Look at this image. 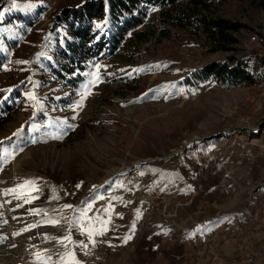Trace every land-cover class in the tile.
Masks as SVG:
<instances>
[{
	"label": "rangeland",
	"instance_id": "rangeland-1",
	"mask_svg": "<svg viewBox=\"0 0 264 264\" xmlns=\"http://www.w3.org/2000/svg\"><path fill=\"white\" fill-rule=\"evenodd\" d=\"M101 1L0 0V264H264V83L193 79L264 57V0L216 8L242 26L234 49L162 38L154 15L148 39L61 78L63 10Z\"/></svg>",
	"mask_w": 264,
	"mask_h": 264
},
{
	"label": "trees",
	"instance_id": "trees-1",
	"mask_svg": "<svg viewBox=\"0 0 264 264\" xmlns=\"http://www.w3.org/2000/svg\"><path fill=\"white\" fill-rule=\"evenodd\" d=\"M225 1L104 0L93 2L94 5L82 11L66 8L62 13L66 22L63 23L66 24V33L61 40L64 45L59 43L55 51L53 71L61 78L78 80L89 64L119 53L130 35L141 41L148 39L149 30H138L152 24L154 15L163 27L162 38L170 39L178 33L185 37L204 38L216 52L234 49L231 47L237 45L238 40L233 33L239 32L242 26L216 15V8ZM96 22L102 30L97 28ZM193 79L196 82L213 79L225 89L263 84L264 57L255 53L231 56L196 72Z\"/></svg>",
	"mask_w": 264,
	"mask_h": 264
},
{
	"label": "snow or ice",
	"instance_id": "snow-or-ice-1",
	"mask_svg": "<svg viewBox=\"0 0 264 264\" xmlns=\"http://www.w3.org/2000/svg\"><path fill=\"white\" fill-rule=\"evenodd\" d=\"M97 27L99 28L100 25H97ZM97 67H99V66L97 65ZM95 79H96V81H98L99 80V76H96ZM93 82H95V81H93ZM88 94L89 93L87 91L84 93V95L81 97V100H80V103H79L78 106H82L83 105L84 98ZM69 127H71V125H69ZM13 135L14 136L15 135H19V130H18L17 133H14ZM36 142H38L37 139H33L32 140V143H36ZM2 143L3 142H0V144H2ZM19 150L22 151L23 149L21 148ZM32 183H33L32 181H25V185L24 186L30 187L32 185ZM18 187H23V186H18ZM16 191H17V189H9V190L6 191V194H14V193H16ZM64 208H72V205H64ZM91 208H92V204L91 203H88L84 209L79 210V214L76 217H74L72 221L69 222L70 227H74L76 225H81L82 226L83 221L87 218V212ZM49 223H51V224H58L59 221L58 220H51V221H49ZM133 229H134V226H133ZM102 234H103V230H96L94 228H90L88 230V232H87L88 238L92 241L93 245L95 244V240L93 239L94 236L95 235H102ZM4 239H5V237L0 236V242H2ZM64 239H67V240L70 241L71 240V237L68 236V237H65ZM126 239H131V237L129 236ZM58 242L63 244L64 241L63 240H60ZM81 247L87 248L88 245L81 244ZM71 255H72V260H71L70 264H80V262L75 259V255L74 254H71Z\"/></svg>",
	"mask_w": 264,
	"mask_h": 264
},
{
	"label": "built area",
	"instance_id": "built-area-1",
	"mask_svg": "<svg viewBox=\"0 0 264 264\" xmlns=\"http://www.w3.org/2000/svg\"><path fill=\"white\" fill-rule=\"evenodd\" d=\"M252 41H253L255 44L263 45V43H264V38H263V37H260V36H253Z\"/></svg>",
	"mask_w": 264,
	"mask_h": 264
},
{
	"label": "crops",
	"instance_id": "crops-1",
	"mask_svg": "<svg viewBox=\"0 0 264 264\" xmlns=\"http://www.w3.org/2000/svg\"><path fill=\"white\" fill-rule=\"evenodd\" d=\"M226 222V221H225ZM225 222H223V223H225ZM228 225V224H227Z\"/></svg>",
	"mask_w": 264,
	"mask_h": 264
}]
</instances>
